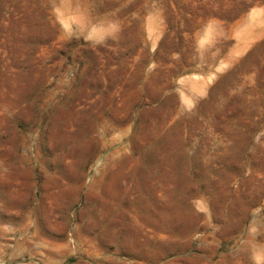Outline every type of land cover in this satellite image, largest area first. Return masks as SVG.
Listing matches in <instances>:
<instances>
[{"label":"rangeland","instance_id":"1","mask_svg":"<svg viewBox=\"0 0 264 264\" xmlns=\"http://www.w3.org/2000/svg\"><path fill=\"white\" fill-rule=\"evenodd\" d=\"M0 264H264V0H0Z\"/></svg>","mask_w":264,"mask_h":264}]
</instances>
